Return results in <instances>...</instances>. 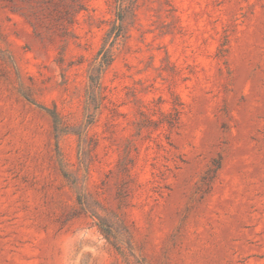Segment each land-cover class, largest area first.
Masks as SVG:
<instances>
[{
	"label": "rangeland",
	"instance_id": "374dc122",
	"mask_svg": "<svg viewBox=\"0 0 264 264\" xmlns=\"http://www.w3.org/2000/svg\"><path fill=\"white\" fill-rule=\"evenodd\" d=\"M0 264H264V0H0Z\"/></svg>",
	"mask_w": 264,
	"mask_h": 264
}]
</instances>
